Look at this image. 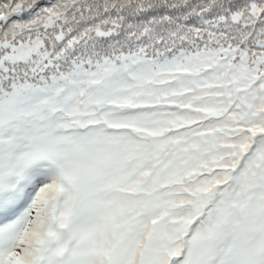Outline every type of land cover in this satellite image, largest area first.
<instances>
[{
	"label": "snow or ice",
	"instance_id": "1",
	"mask_svg": "<svg viewBox=\"0 0 264 264\" xmlns=\"http://www.w3.org/2000/svg\"><path fill=\"white\" fill-rule=\"evenodd\" d=\"M0 264H264V0H0Z\"/></svg>",
	"mask_w": 264,
	"mask_h": 264
}]
</instances>
